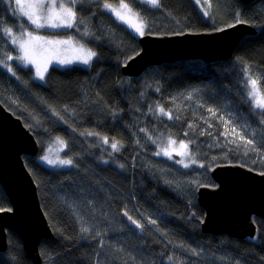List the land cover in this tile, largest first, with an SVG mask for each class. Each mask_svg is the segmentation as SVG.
I'll list each match as a JSON object with an SVG mask.
<instances>
[{
  "label": "trees",
  "instance_id": "trees-1",
  "mask_svg": "<svg viewBox=\"0 0 264 264\" xmlns=\"http://www.w3.org/2000/svg\"><path fill=\"white\" fill-rule=\"evenodd\" d=\"M106 1L78 0L76 26L59 30L94 49L92 63L53 65L41 82L31 67L7 59L19 53L2 29L33 27L14 0H0V101L33 131L39 154L60 137L72 161L56 168L39 154L24 155L54 233L41 241L42 264H264V219L254 215L253 237L204 232L197 194L200 185L216 184L210 170L218 163L264 171V111L245 86L251 77L264 93V0H215L211 14L198 0L156 7L128 0L146 32L211 30L238 17L257 28L229 59L164 62L139 76L122 72L141 48L139 36ZM168 139L187 145L188 167L156 154ZM9 205L0 183V208ZM8 233L0 264H33L20 236Z\"/></svg>",
  "mask_w": 264,
  "mask_h": 264
},
{
  "label": "water",
  "instance_id": "water-1",
  "mask_svg": "<svg viewBox=\"0 0 264 264\" xmlns=\"http://www.w3.org/2000/svg\"><path fill=\"white\" fill-rule=\"evenodd\" d=\"M248 4L254 0H241ZM245 21V20H243ZM203 31L145 32L139 36L140 50L122 66L126 76H139L148 67L177 60L201 59L206 63L232 57L241 40L257 32L248 21ZM222 29V30H221ZM40 144L23 120L0 101V183L12 208L0 209V251L8 247V232L22 239L26 254L41 264L40 243L53 238L42 208L37 183L24 155L36 156ZM179 157L178 155H176ZM264 172L238 162L218 163L210 174L216 184L198 187V202L205 209L202 228L212 234L253 237L254 215L264 219Z\"/></svg>",
  "mask_w": 264,
  "mask_h": 264
},
{
  "label": "snow or ice",
  "instance_id": "snow-or-ice-1",
  "mask_svg": "<svg viewBox=\"0 0 264 264\" xmlns=\"http://www.w3.org/2000/svg\"><path fill=\"white\" fill-rule=\"evenodd\" d=\"M144 2L153 7H156L159 4V0H144ZM76 3L77 0H68V3H64L63 0H60L59 3L57 0H14V11L18 12L20 16L26 18L27 22L33 27V31H28L24 28L22 23L18 24L19 34H16L12 28L2 29L4 36L8 38V42L15 46L19 53V55L15 57L8 55L7 59H16L21 62L23 66L35 65L36 75L40 79H43L44 72L47 70V63L50 62L52 56L58 57L59 55L60 49L57 46L68 45L71 41L52 40L34 33L43 28H72L76 26L77 16L73 10ZM68 4H71L72 6L69 7ZM104 7L114 13L119 21L134 29L139 35H144V24L138 20L139 14L132 13L128 4L121 2L119 8H116L111 4L106 3L104 4ZM80 23H83V21H80ZM237 23H245V21L239 19L238 17ZM234 26L235 25H229V27ZM78 51L82 54L76 56V59L82 60L85 64L89 63L91 58L96 55L90 50L85 52L82 47L78 49ZM59 62L62 64L71 63V61L67 59H61ZM4 66L6 68L9 67L6 63ZM9 70L11 69L9 68ZM245 86L248 88L247 99L250 103L255 108L264 111V93H261L257 85V81L248 77V79L245 80ZM158 111L162 115H166L169 119H171V114L165 112L163 108H159ZM104 142L108 143L107 137L104 138ZM117 143L118 142L112 143L111 147L118 151L119 149L117 147ZM175 143L176 142L174 140L169 139L168 148H161L160 152H157L156 154H163L171 158L172 151H170L169 148H171V146ZM249 143L251 142L249 141ZM180 148L186 149L187 145L181 142ZM177 155L187 156L188 153L181 151L177 152ZM44 159L47 160L49 164L56 163V161L50 160L48 157H44ZM177 162L183 164L184 167L189 166L184 162V160ZM192 162L195 163V160L193 159ZM59 163L62 165H70L72 161L60 160ZM84 231H87V229H84Z\"/></svg>",
  "mask_w": 264,
  "mask_h": 264
},
{
  "label": "rangeland",
  "instance_id": "rangeland-1",
  "mask_svg": "<svg viewBox=\"0 0 264 264\" xmlns=\"http://www.w3.org/2000/svg\"><path fill=\"white\" fill-rule=\"evenodd\" d=\"M78 1V0H77ZM200 5L206 10V13L207 14H211L213 12H216L218 13V10H217V3L215 0H198ZM57 2L59 3L60 0H57ZM64 3H68V0H63ZM123 2V3H126L129 5V8L131 9V12L132 13H138L137 10H135L129 3H128V0H109V1H106L103 3V6L104 4H111L113 7H116V8H119V5L120 3ZM77 4V3H76ZM69 7H71L72 5L71 4H68ZM76 6V5H75ZM76 13V16H77V11H76V7H74L73 9ZM109 10V9H107ZM110 11V10H109ZM111 12V11H110ZM112 13V12H111ZM139 14V13H138ZM112 15L116 18L115 14L112 13ZM117 19V18H116ZM138 20L140 22H142L144 24V33L146 32V24L142 18V16L139 14V17H138ZM121 22V21H120ZM124 24V23H123ZM127 26V25H126ZM128 27V26H127ZM129 29H131L137 36H140L137 32H135L134 29L128 27ZM63 29H68V28H43L41 30H38L37 32H35L34 34H38V35H41V36H44L48 39H52V40H70L71 43L68 44V45H59L57 46L60 51H59V55L58 57L57 56H52L51 60L49 63H47V70L44 72V77L43 79H40L37 75H36V67L35 65H28L29 67H31L34 71V75L35 77L41 81V82H44V80L46 79V74L49 70V68L53 65L55 66H60V67H64V66H68V65H73V64H77V65H83V66H89L92 61L95 59L96 55L93 56L91 58V60L89 61V63L85 64L82 62V60H78L76 59V56L78 55H81L82 53L78 51V49H80L81 47L84 49V51H88L90 50L91 52H95L94 49H92L91 47H88V46H85L83 44H80L76 39H74L73 37L71 36H68V37H64L62 36L63 34H60L59 30H63ZM28 30V29H27ZM28 31H33V30H28ZM61 59H67V60H70L71 63L69 64H62L59 62V60ZM259 87V85H258ZM260 89V88H259ZM262 93V91H261ZM257 109V108H256ZM259 110L260 112H262V110L260 109H257ZM169 140V139H168ZM168 140L164 143L163 147L162 148H168ZM171 140H174V139H171ZM175 141V140H174ZM39 142V141H38ZM176 143L174 145L171 146V148H169L170 151H172V157L171 159H174L176 161H180V160H183L185 159L187 156H181V155H178L179 157H177V152H181V151H185L188 153V148L186 149H181L180 148V144L181 142H177L175 141ZM40 144V143H39ZM118 147V145H117ZM40 149H41V146H40ZM174 149V151H173ZM65 151V147L63 145V141L60 137H55L52 141V144L48 147H44L43 151L41 152V154H39V157L41 158V160L45 163V164H48L49 166H52V167H56V168H59V167H65V166H68V165H62L59 163L60 160H69L64 152ZM189 154V153H188ZM163 155V154H162ZM165 156V155H163ZM44 157H48V159L50 160H53V161H56V163L54 164H49L47 162V160L44 159ZM177 157V158H176ZM106 162H108L107 160H105ZM178 163V162H177ZM261 172H264V171H261ZM43 208V207H42ZM45 212V211H44ZM129 218V217H128ZM48 219V218H47ZM49 221V220H48ZM50 224V223H49ZM51 227V225H50ZM52 229V228H51ZM53 231V230H52ZM9 232H15L13 230H9ZM16 233V232H15ZM21 238V237H20ZM22 240V239H21ZM22 244H23V241H22ZM41 244V243H40ZM8 245H9V233H8ZM8 248V247H7ZM23 248H24V245H23ZM0 252H3V251H0ZM41 257H42V254H41ZM30 258V257H29ZM31 259V258H30ZM32 260V259H31ZM42 261H43V257H42ZM42 261H41V264H42ZM33 262V260H32ZM34 264V263H33Z\"/></svg>",
  "mask_w": 264,
  "mask_h": 264
},
{
  "label": "flooded vegetation",
  "instance_id": "flooded-vegetation-1",
  "mask_svg": "<svg viewBox=\"0 0 264 264\" xmlns=\"http://www.w3.org/2000/svg\"><path fill=\"white\" fill-rule=\"evenodd\" d=\"M4 191H5V190H4ZM5 193H6V192H5ZM6 195H7V194H6ZM7 197H8V196H7ZM8 199H9V198H8ZM9 201H10V200H9ZM11 208H12V205H11V202H10L9 207H6V208H0V209H3V210H4V209H9V210H10Z\"/></svg>",
  "mask_w": 264,
  "mask_h": 264
}]
</instances>
